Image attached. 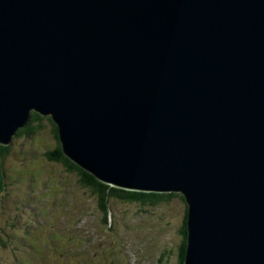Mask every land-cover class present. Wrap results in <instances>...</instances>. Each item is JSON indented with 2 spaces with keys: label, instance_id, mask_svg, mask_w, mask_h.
<instances>
[{
  "label": "water",
  "instance_id": "obj_1",
  "mask_svg": "<svg viewBox=\"0 0 264 264\" xmlns=\"http://www.w3.org/2000/svg\"><path fill=\"white\" fill-rule=\"evenodd\" d=\"M32 112L99 182L183 196V264H264V0H0V146Z\"/></svg>",
  "mask_w": 264,
  "mask_h": 264
},
{
  "label": "rangeland",
  "instance_id": "obj_2",
  "mask_svg": "<svg viewBox=\"0 0 264 264\" xmlns=\"http://www.w3.org/2000/svg\"><path fill=\"white\" fill-rule=\"evenodd\" d=\"M41 124L4 159L0 264H179L186 204L177 196L157 206L113 198L104 224L78 176L47 159L55 143Z\"/></svg>",
  "mask_w": 264,
  "mask_h": 264
},
{
  "label": "trees",
  "instance_id": "obj_3",
  "mask_svg": "<svg viewBox=\"0 0 264 264\" xmlns=\"http://www.w3.org/2000/svg\"><path fill=\"white\" fill-rule=\"evenodd\" d=\"M46 120L48 122L49 133L52 137V140L55 143L54 150L49 151L46 154V157L49 161H54L62 165V168L65 172L74 173L78 176V184L81 188L87 190L88 192L92 193L93 196L96 197L98 203V209L101 211L102 220L104 224H107L109 218V199H118L124 202L130 203H138L142 206H157L161 203L168 202L172 197H179L184 203L185 200L183 196L179 193H171V194H157V193H142V192H135L129 190H123L120 188H115L109 185H105L91 174L87 173L86 171L82 170L75 164H73L70 160H68L62 154V146L58 136V128L52 122L49 116L43 118L42 116L32 112L30 115V119L26 126L19 129L15 135L13 136L11 143L8 146H0V195L6 191L7 182H6V174L4 170V159L5 156L8 155L10 152L11 144L15 139L29 137L34 135L38 130L42 128L41 122ZM187 206L186 212L184 215V223L181 227V235L182 241L180 244V259L179 264H183L185 258V249H186V236H187ZM0 244L2 247L5 246L4 242L0 238Z\"/></svg>",
  "mask_w": 264,
  "mask_h": 264
},
{
  "label": "bare ground",
  "instance_id": "obj_4",
  "mask_svg": "<svg viewBox=\"0 0 264 264\" xmlns=\"http://www.w3.org/2000/svg\"><path fill=\"white\" fill-rule=\"evenodd\" d=\"M82 234V233H81Z\"/></svg>",
  "mask_w": 264,
  "mask_h": 264
}]
</instances>
